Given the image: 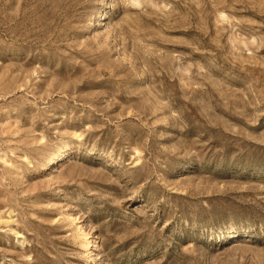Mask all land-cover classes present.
Wrapping results in <instances>:
<instances>
[{
  "label": "rangeland",
  "instance_id": "rangeland-1",
  "mask_svg": "<svg viewBox=\"0 0 264 264\" xmlns=\"http://www.w3.org/2000/svg\"><path fill=\"white\" fill-rule=\"evenodd\" d=\"M0 264H264V0H0Z\"/></svg>",
  "mask_w": 264,
  "mask_h": 264
},
{
  "label": "bare ground",
  "instance_id": "bare-ground-1",
  "mask_svg": "<svg viewBox=\"0 0 264 264\" xmlns=\"http://www.w3.org/2000/svg\"><path fill=\"white\" fill-rule=\"evenodd\" d=\"M86 244H87V246H88V245L90 244V242H87Z\"/></svg>",
  "mask_w": 264,
  "mask_h": 264
}]
</instances>
